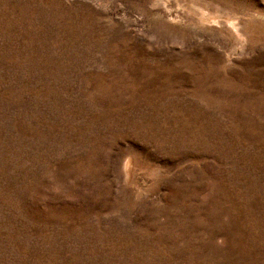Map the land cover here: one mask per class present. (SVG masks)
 <instances>
[{
  "label": "rangeland",
  "instance_id": "obj_1",
  "mask_svg": "<svg viewBox=\"0 0 264 264\" xmlns=\"http://www.w3.org/2000/svg\"><path fill=\"white\" fill-rule=\"evenodd\" d=\"M0 264H264V0H0Z\"/></svg>",
  "mask_w": 264,
  "mask_h": 264
}]
</instances>
